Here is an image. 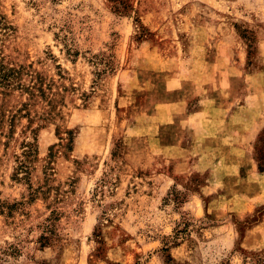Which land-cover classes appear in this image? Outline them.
<instances>
[{"label":"rangeland","instance_id":"1","mask_svg":"<svg viewBox=\"0 0 264 264\" xmlns=\"http://www.w3.org/2000/svg\"><path fill=\"white\" fill-rule=\"evenodd\" d=\"M0 264H264V0H0Z\"/></svg>","mask_w":264,"mask_h":264},{"label":"trees","instance_id":"2","mask_svg":"<svg viewBox=\"0 0 264 264\" xmlns=\"http://www.w3.org/2000/svg\"><path fill=\"white\" fill-rule=\"evenodd\" d=\"M32 147V146H31ZM19 172H25L26 175H28L29 171H28V165L27 164H22L20 166V171ZM19 174V173H18ZM18 176V175H17ZM33 198V197H32ZM171 258V257H170Z\"/></svg>","mask_w":264,"mask_h":264}]
</instances>
